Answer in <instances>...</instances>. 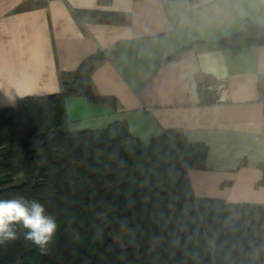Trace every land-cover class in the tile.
I'll return each mask as SVG.
<instances>
[{
    "label": "crops",
    "instance_id": "1",
    "mask_svg": "<svg viewBox=\"0 0 264 264\" xmlns=\"http://www.w3.org/2000/svg\"><path fill=\"white\" fill-rule=\"evenodd\" d=\"M91 9L127 12L130 23L75 15ZM245 18L264 26V0H0V108L59 92L62 72L100 52L91 82L117 107L66 98L70 132L181 133L207 148L205 168L187 170L194 197L264 206V45L217 44ZM199 88L216 100L203 103Z\"/></svg>",
    "mask_w": 264,
    "mask_h": 264
},
{
    "label": "trees",
    "instance_id": "2",
    "mask_svg": "<svg viewBox=\"0 0 264 264\" xmlns=\"http://www.w3.org/2000/svg\"><path fill=\"white\" fill-rule=\"evenodd\" d=\"M75 15L130 23L127 12L91 9ZM229 41L238 48L264 45V26L245 18L237 33L217 44ZM102 57L89 55L76 70L62 72L57 93L0 108V199L19 194L37 200L58 224L46 254L17 225V239L0 244V264H264V206L191 193L187 170L205 168L204 144L188 143L171 130L140 141L124 124L68 130V97L117 107L113 96L97 94L91 82ZM259 90L264 97V76ZM199 91L203 103L216 100ZM259 167L258 184L264 186V163ZM253 251L260 252L257 263Z\"/></svg>",
    "mask_w": 264,
    "mask_h": 264
},
{
    "label": "clouds",
    "instance_id": "3",
    "mask_svg": "<svg viewBox=\"0 0 264 264\" xmlns=\"http://www.w3.org/2000/svg\"><path fill=\"white\" fill-rule=\"evenodd\" d=\"M17 225L27 230L25 239L31 241L41 254L47 253L58 227L56 217L37 200L19 194L0 199V244L17 239Z\"/></svg>",
    "mask_w": 264,
    "mask_h": 264
},
{
    "label": "rangeland",
    "instance_id": "4",
    "mask_svg": "<svg viewBox=\"0 0 264 264\" xmlns=\"http://www.w3.org/2000/svg\"><path fill=\"white\" fill-rule=\"evenodd\" d=\"M119 237H116L115 239H117V241L119 242V239H118Z\"/></svg>",
    "mask_w": 264,
    "mask_h": 264
},
{
    "label": "built area",
    "instance_id": "5",
    "mask_svg": "<svg viewBox=\"0 0 264 264\" xmlns=\"http://www.w3.org/2000/svg\"><path fill=\"white\" fill-rule=\"evenodd\" d=\"M47 1V0H46Z\"/></svg>",
    "mask_w": 264,
    "mask_h": 264
}]
</instances>
